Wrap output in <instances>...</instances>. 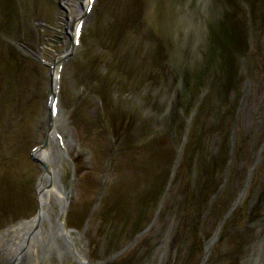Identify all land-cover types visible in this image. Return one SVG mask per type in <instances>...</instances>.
<instances>
[{
	"label": "bare ground",
	"instance_id": "1",
	"mask_svg": "<svg viewBox=\"0 0 264 264\" xmlns=\"http://www.w3.org/2000/svg\"><path fill=\"white\" fill-rule=\"evenodd\" d=\"M225 1H229L231 6L223 7L218 1H213L215 2L214 7V4L209 3L203 16L199 12L200 20L196 23L205 25L208 22V25H205V30L209 36L214 35L216 30L231 29L233 33L230 36L226 34L223 40L215 43V46L208 45L209 42L204 40L207 44H204V49L201 52L199 46L193 48L192 51L185 48L184 40L176 39V35L177 37L179 35L177 29H174L173 25L170 27L168 23H164V29L158 28L156 36L145 37L146 42L149 41V44L153 42L157 46V48L154 46V52L152 50L153 57L159 65H163L165 62H169L168 64L171 65L174 54L172 49L176 46L181 55L177 59H181V64L186 66L178 77L179 65L175 64L176 66H171L169 71L166 69V75H162L163 77H160L155 69V76L147 74L148 76L142 75L137 79L132 71L143 65V61H140L139 65L137 62L134 68H132V64L134 57L139 55L140 49L134 45L127 48L123 42L127 35L135 32L134 28L139 21L143 23L146 20L144 14L147 8L146 4L144 5V0H5L4 3L0 2V51L7 48L9 44L13 48L9 57L0 60V85L2 86L0 99L4 100L0 101V116L5 117L6 115V118L0 121V129L3 127L0 138L5 137L9 141L8 152L16 149L18 152H23L25 146L29 147L28 152L34 162V169L37 170L27 192L20 188L22 184L13 177L15 184L10 186L13 191L17 190L18 198L15 194H7L6 191H2L5 200H12L15 197L17 199L14 204L8 200L5 201L7 205L0 204V264H13L17 258L20 260L19 264H92V260L88 261L85 252L79 247V242L85 240L79 224L83 225L87 220H83V217H86V210H84L85 215L83 216L82 210L79 209L84 205L87 206L84 197H88L87 195L90 194L84 191L86 183L82 182L87 177V171L90 172L95 168L92 161L97 160L106 162L99 167L97 179H100L101 184L97 185V188L96 185H92V188H96L94 190L96 194L92 192L91 195L96 198L91 200L93 202H91V206H99L96 207L97 210L104 208V200H107L105 192L112 191V188L115 191L113 199L118 200L119 189L114 183L123 178L129 181L130 192L142 201L140 207H143L150 200V195L144 188L143 182L153 181L157 176L161 180V185L158 188L162 189L168 182L166 173L171 174L179 167H184L183 161L181 164L179 163V157L182 154L186 161L185 166L187 165L185 172L187 182L185 185H179L180 187L174 182L175 189L171 193L175 195L174 202L179 203L178 209L185 212L184 219L189 218L188 216H191L190 219H192L197 210L188 212L185 209L187 206L184 207L183 202L192 206H200L206 201L211 204V207L219 202L223 209H215V219L211 225L224 234L230 232L228 230L230 229L229 223L233 220V216L239 220L241 214H244L239 207L240 203L237 202L239 198L233 200L234 196L229 192L225 196V190L224 193L222 192L223 195L219 192L214 196L210 193L209 188L214 186L217 192L221 185L220 180L223 179L222 176L236 167L232 164L231 156L232 158L235 156L240 161L236 169L242 171L246 182L250 179V174L259 160L261 158L262 161L264 160V135L257 134L256 137L259 140L257 138L256 140L260 141V146H257L255 150L247 151V146H245V148L238 149V152L231 146V143L236 139L230 141L231 137H237V135L243 136L246 140L251 134L252 136L256 135V128L250 124L251 120L256 123L253 116L255 112L258 113L256 124L259 128L257 129L264 133V98L256 96L252 110L248 109L247 111L246 108L239 107L242 104L250 106V102H252L248 100V98L251 99L249 91L252 83L249 81L252 74L248 66L254 63L253 56L249 55L247 49L241 46L242 41H245L246 38L238 39L235 36L236 30L239 31L238 35L248 29L253 31L254 28L264 32V20L256 17L246 19L241 12L243 3L237 4L236 0ZM252 1L256 11L264 12V0ZM172 5L173 0H169L168 7H173ZM95 6L106 8L107 14L104 18L96 17ZM255 10L254 12H256ZM245 11L249 14L251 10L246 8ZM254 12L252 15L256 14ZM91 14L96 19L92 23L93 31L89 29L87 34L86 24L91 20L89 17ZM216 14L219 15L218 23L211 19ZM224 15L225 17H223ZM226 15L232 17L229 19L233 25L228 26L230 21L226 20ZM100 17L103 16L100 15ZM223 21H226V26ZM168 32L175 39L168 38ZM253 36L254 38L260 36L262 39L264 33L261 35L254 33ZM228 38H231V45L227 42ZM30 39L32 40L31 44ZM247 40L250 41V38ZM262 43L264 44V38ZM51 46L60 47V52H53L50 49ZM199 52L200 54H198ZM190 53L193 56V61L188 62L190 65L188 66L183 57ZM256 55L259 56L254 53V56ZM244 58L248 62L247 65L241 63ZM105 59H107L106 64L109 65L105 72L113 74L116 73L117 68L122 75L120 78L128 82L124 94L129 100L136 101L132 106L125 98L127 102L124 100L123 106L114 110L111 102L107 99L113 89L106 87L107 94L98 92L95 83L101 81L99 79L101 72L97 68L99 69L101 62H104ZM147 64L145 66H148ZM152 64V66L158 65L156 62ZM76 65L81 70H85V73L77 72V77L74 78L68 72ZM250 68L252 70L253 65ZM38 70L41 72L37 73ZM127 72L130 73V76ZM259 72L262 76L260 79L264 84L263 71ZM166 76L167 78H165ZM66 81L68 93H71H66V100H64L61 94L62 88L67 86L64 85ZM245 81L248 83L245 84ZM147 82L153 87L151 97L146 92ZM29 85L30 88L33 87V92L28 90ZM98 94L104 98V107L100 108L97 115L92 118V114H89V110L84 109L82 104L87 102L89 96L97 99ZM29 95L44 100L40 106H37L38 110L36 109V117H33V120L31 117L34 113V101ZM157 99L159 102L156 104ZM142 101H144L143 104ZM29 119L34 122L31 127ZM87 119L90 126L95 128L93 135H103L108 138L106 140L109 144L102 145L103 149H99L96 156L89 152L90 144L86 143L88 136H78L79 132L86 130ZM134 120L136 122L131 125ZM13 124L17 130L13 131L14 133H7L6 130ZM67 126L70 127L67 128ZM32 128L33 132L35 131L34 142L32 144L27 142L25 145L24 141L30 140V135H26L32 132ZM68 129H71L72 132L69 133ZM132 129H135V132L132 133ZM151 130L156 132V135L152 134ZM176 135L179 136L178 141L175 139ZM159 136L165 137L166 142L171 143V148L178 156H174V161L170 165L168 164L169 159L165 156L166 151L161 148L156 153L157 156L158 153L160 156H156L154 159H152L153 154L146 156L147 153H144L149 142L159 141ZM228 136H230V140H228ZM212 140H221L223 151L217 150L221 147L220 144L217 149L209 146L213 143ZM251 140L253 138L250 137L249 142H252ZM2 143H0L1 161L4 159L5 150H7ZM227 147L230 148V152L226 151ZM194 150L195 152L201 150L203 155H207L206 162L201 157H195ZM90 157H93L92 164L87 160ZM208 157L213 160L209 161ZM70 159L72 160L70 161ZM246 160L253 162L246 164ZM70 164L74 170L66 177L62 172ZM148 165H154L157 168V171L151 176L153 178L151 180L149 174L145 173L146 171L150 172ZM115 167H123V174L116 173ZM0 168V172L8 169L4 166ZM211 168L216 173L215 177L208 173ZM7 179L8 177H3L0 182L4 184L3 182H6ZM203 181H206L207 185ZM257 183L259 187L264 188V184L260 186L259 180ZM167 184L170 185L171 181ZM158 188L155 186L149 190L151 195L161 200ZM167 188L165 186L166 190H168ZM181 190H185L188 194L182 197ZM262 192L264 195L263 190ZM124 193H127L130 198V193L126 191ZM255 193L258 194L256 191ZM144 194L146 195L143 196ZM91 195L90 197H92ZM162 195L166 194L162 193ZM250 197L248 201L246 198L242 202V206L250 208L248 213L245 210V219H249L250 214L257 216L252 218L253 220L249 223V226H252L250 232L246 229L247 235L244 234L241 237L244 240H258L262 237V232H258L256 229L258 226H262L258 221L264 207V204H260L258 201L262 200L264 203V196L260 200L257 195L255 197L252 194ZM121 201H117L120 207L123 206V211L130 213L129 204H123L124 202ZM9 204L10 206H8ZM152 204L147 207L152 213L159 214L156 212L159 206L153 202ZM164 204L162 201L161 208ZM234 212H236L235 215L230 216ZM9 214L15 215H11V217ZM71 214L77 216L73 224L69 219ZM154 221L159 224L157 218H151V221L144 218L137 224L140 237H143L148 231L146 225L147 227L152 226ZM245 223L247 222L244 220V225L241 228L240 226L231 228H235L237 232L238 229L241 230L246 226ZM118 224L120 226V222ZM166 227L171 228L168 224ZM162 228L156 230V235H160ZM130 229L132 234L136 232L134 228ZM175 229L178 230V228ZM167 230L161 238L154 236L158 237V240H175L176 232L170 231V229L167 232ZM215 234L217 233H214L211 239L215 237ZM150 235L152 234L150 233ZM134 237L135 234L132 235V240H135ZM242 238L240 239L243 240ZM232 240L239 239L236 236ZM43 250H45V254ZM16 251H20L19 254L25 253L23 255L27 256L22 259L19 254V256L12 255Z\"/></svg>",
	"mask_w": 264,
	"mask_h": 264
},
{
	"label": "rangeland",
	"instance_id": "2",
	"mask_svg": "<svg viewBox=\"0 0 264 264\" xmlns=\"http://www.w3.org/2000/svg\"><path fill=\"white\" fill-rule=\"evenodd\" d=\"M1 1H2V3L5 2V0H0V2ZM44 1H47V0H44ZM175 1L176 0H173V5H172L173 7L169 8L168 7L169 6V0H144V2H145L144 5L146 4V8H147L146 13L144 14V17L146 20L144 19L145 21L143 23L141 21H139L138 24L136 25V27L134 28L135 32L134 33L132 32L130 35H127L126 40H124V42H123V45H125L127 48L133 47V45H134L140 49L139 55H136V57H134V61L132 64L133 65L132 68H134V66L137 65V62L139 65L140 61H143V65L139 66L138 69H135L134 71H132V73H134V75L136 76L135 77L136 79L141 77L142 75L148 76L147 74L155 76V73H154L155 69H156L155 71H157L159 76L163 77L162 75H166V73H165L166 69H167V71H169V68H171V66H173V67L176 66L175 64L179 65L178 66L179 71L177 73V77H178L181 75L180 73H182L184 67L186 66V65L181 64L182 63L181 59H177L181 55L178 53L176 46L174 47V49H172L174 54H173V58H172L173 60H171V62H172L171 65L168 64L169 62L168 63L165 62V63H163V65H159L158 61L155 59V57H153V54H154L153 52L155 51L154 48L155 47L157 48V46H155V44L153 42H150V44H149V41L146 42L145 37L148 38L150 36H152V37L156 36L158 28H160L161 30L164 29L163 28L164 23H168V25H170V27L173 25V28L177 29V31L179 32L178 37L176 35V39L184 40L183 42H184L185 48L187 47V49L189 48V50H192V51L194 50L193 48H196L199 46L200 52H201V50L204 49V44H207V42L205 43L204 40L209 42L208 45L215 46V43L220 41V40H223L225 38L226 34L227 35L229 34V36H230V34L233 33V31L231 29H221V31L216 30L214 35L209 36L208 34H206V30H205V25H208V22H206L205 25L204 24L201 25V24L196 23V21L200 20L199 19L200 16L198 17L199 12H201V14L203 16V14L207 11V7H208L209 3L214 4L213 6L215 7V2H213V1H218L221 6L228 7L227 5L231 6V3L229 1L224 2V0H177L176 1L178 3L177 5H176ZM235 2L237 4H239L240 2L243 3V4H241V7H242L241 12L246 17V19H250V17H252V18L256 17V18L264 20V12L263 11H256L254 9L255 6H253L254 2L252 0H236ZM51 5H52V1H51ZM246 8L251 10L249 12V14H247V12L245 11ZM94 9H95L96 17L98 16L99 18H104L107 14V10L104 7L95 6ZM254 10L256 12H254ZM253 12L256 14L252 15ZM230 13H231V11H230ZM100 15L103 17H100ZM89 17L91 18V20L89 19L90 20L89 23L86 24L87 30H88L87 34L89 33V29L92 30L91 29L92 23L96 19V18H94L93 14L89 15ZM223 17H225V15ZM226 17H227V15H226ZM229 18H232V17H229V15H228L226 20L230 21L228 26L229 25L231 26V25H233V23ZM211 19L214 22L218 23L219 22V15L216 14V15L212 16ZM223 24L226 26V21H223ZM209 26H210V24H209ZM238 32H239L238 30L235 31V36H237L238 39H240L241 37L246 38L245 41H242L241 46H242V48L244 47L245 49H247L249 55L251 54L253 56L252 61L254 63V64L249 63L250 65L248 66V68L250 69L251 74H252V77H249V81L252 82L251 86H250L251 90L249 91V93H251V99L248 98V100H251L252 102H250V106H247V104L245 106H243V104L239 106L241 109L244 107L248 111V109L252 110V108H253L252 105H254L256 96L258 98H262V99L264 98V84L262 82L263 80L260 79V78H262V76H261V73L259 72L260 70L263 71L262 75L264 76V44L262 43V39L264 37L262 39L260 38V36L257 38L256 37L254 38V36L252 37V35H254V33L261 35L264 32H262V30L260 31V30H257L255 28L253 29V31H251L250 29H248L247 31H242V33L240 35H238ZM169 33L170 32L167 33L168 38H174L173 36H170ZM247 38H250V41L247 40ZM228 39L229 40L227 42H228V44L231 45V41H230L231 38H228ZM31 43H32V40L30 39V44ZM44 44L46 45L45 41H44ZM40 48H42V47H40ZM50 49L53 52H60V47L51 46ZM152 50H153V52H152ZM206 50H207V47H206ZM12 51H13V48L9 44V46L7 48L0 51V60H3L4 57L5 58L9 57V54H11ZM52 51H51V53H53ZM200 52L198 54H200ZM254 53L259 54V56H257V55L254 56ZM192 57L193 56L191 55V53L189 55H186L183 57L184 62L186 61V64L188 66H190L188 62L193 61ZM107 59H105L104 62H101V66L99 67V69L97 68V70H100V72H101L99 74V79H101V81L98 83H95V82L94 83L98 89V92H105L107 94L106 87L113 89V90L110 89L111 90V95H110L111 98L108 95L109 98L107 97V99L111 102V104H112L111 106L115 110L116 108L118 109L119 106H121V107L123 106L124 100L126 102H127L126 99L129 100V98H126L125 94H124L126 91V87H127L126 84H128V82L125 79L122 80V78H120V77H122L121 72H119V70L116 67H115L116 73L112 74L109 72H105L106 67H109V65L106 64ZM209 59H211V57H209ZM244 59L241 60V63H242V65H244V63H246V65H247L248 62H246V58H244ZM175 60H176V62H175ZM247 60H248V57H247ZM167 61H169V60L167 59ZM153 62H156L158 65L152 66ZM204 62H205V60H204ZM146 63H148L147 65L149 67L145 66ZM251 65H253L252 70L250 68ZM254 67H255V69L257 68V70H255ZM239 68L241 69L242 67H239ZM172 71H173V69H172ZM40 72H41V70L37 71V73H40ZM77 72L79 74H80V72L85 73V70H83V69L81 70V68L76 65V67H74L73 69L70 68L68 74L69 75L72 74L71 76L76 78L77 74H78ZM127 73H128V75L130 74L129 72H127ZM258 73H260V74H258ZM238 76H240V74H238ZM165 78H167V76ZM102 79H103V82H102ZM247 83H248V81H245V84H247ZM146 84L148 85V89L146 90V92L151 97L153 95V92H151V91H153L152 90L153 87L150 86V84L148 82ZM259 84L261 86L258 87L257 85H259ZM64 85H67V86L62 88L63 92L61 94V97L64 100H66V95H67L66 93H68V91H69L67 89V87H68L67 81L65 82ZM1 87L2 86L0 85V88ZM32 89H33V87L30 88V85H29L28 90L33 92ZM121 89H123V90H121ZM122 91H123V93H122ZM70 93L71 92H69L68 94H70ZM117 94H119V95H117ZM29 96H30V98L32 97V99L34 101V104H33L34 105V113L31 117L33 120V117H36V109L38 110L37 106H40L44 100H42V98L40 100V99H38V97H34L33 95H29ZM89 97L90 98L87 100V102L85 104H82V106L84 109L87 108L89 110L88 113L92 114V118H94V116L97 115L98 110L100 108L103 109L104 98L102 96H100V94H98L97 99L91 98V96H89ZM0 101H4V100L0 99ZM134 102H136V101L129 100L128 104L132 106L134 104ZM158 102H159V100L157 99L156 104ZM143 103H144V101H142V104ZM65 104L66 103H64V106H66ZM147 106H149V105H147ZM147 116H149V115H147ZM151 116H152V114H151ZM253 116H254L256 123H257L258 113L255 112ZM5 118H6V115H5V117L0 116V121L5 119ZM131 119H132V115H131ZM32 120L29 119L30 127L33 126V124H34V122ZM86 122H87V123H85L86 124V130L84 131V129H83L84 132H81V133L79 132L78 136H85V135L88 136L86 143L90 144L89 152L96 156V155H98V150L103 149L102 145L109 144L108 141L106 140L108 138L107 137L105 138L103 135H99V136L97 134L93 135L95 128L93 129L92 126H90V122L88 119ZM135 122H136L135 120L132 121L131 125L134 124ZM256 123L253 122L252 120L250 121L251 126L256 128V131H257L255 136L254 135L252 136V134L250 136L251 138H253V140H251L252 142H249L250 137L249 138L247 137V140H246L243 136L240 137L239 135H237V137H231V140H230V136H228V140H230V141H234V139H236L233 143L230 142L231 146L234 147L235 150H238V149L240 150V148H242V147L245 148V146H247V151H249V150H253V149L255 150V149H257V146H260V144H259L260 141H257L259 139L256 136H257V134L258 135H264V133L260 132V130L257 129L259 127L257 126ZM68 127H70V126H67V128ZM16 128L17 127H15V125L13 124L12 126L9 127L10 130L7 129L6 132L7 133L8 132L14 133L13 131L17 130ZM33 128H32V132H29L28 134L26 133L27 134L26 136L30 135V140L26 139L24 141L25 145L27 142H29L31 144L34 142L33 137L35 136V131L33 132ZM134 130L132 129V133L135 132ZM2 131H3V127H2V129H0V132H2ZM68 132L71 133L72 132L71 129ZM151 133L155 134L156 132L151 130ZM69 135H71V134H69ZM0 136H2V133H0ZM178 137L176 135V138H175L176 141L179 140ZM159 138H160L159 141H161V142H159V141L156 142L155 140L150 141L149 145H148V147L144 153H147L146 156H151L153 154L152 159H154L157 156V154H156L157 150L161 148L164 151H166L165 156L169 159L168 164L170 165V163H173V161H174L173 160L174 156L175 157H178V156H176L175 151L171 148V143L166 142L165 137L159 136ZM256 138H257V140H256ZM8 139L11 140L10 138H8ZM212 141H213V143H211L209 146L217 149L218 145L220 144L219 146H221V147L217 150L223 151V149H222L223 143L221 140H219V141L212 140ZM0 143H2L3 146L5 145L4 146L5 149L9 148V146H10L9 141L5 137L0 138ZM211 147H209V148H211ZM262 147H263V144H262ZM230 148L227 147L226 151H229ZM239 150H238V152H239ZM28 151H29V147H27V146L24 147L23 152H20V151L18 152L17 149L13 150L12 152H8V149L5 150L4 155H3L4 159H2V161L0 160V167L4 166V167H7L8 169L5 171L2 170L0 172V180L3 179V177L4 178L8 177V179L6 182H3L4 184H2V182H0V202H1L0 204L7 205L5 203V201H7V200H8V202L11 201V203L14 204V202L16 201L15 199L18 198L17 190L13 191L12 186H10L11 184H15V180H13L14 178L18 179V182L21 183L22 186H25V187L20 186V188H22L26 192H27V190H29V186H30L29 184H30V182H32L33 176L35 177L37 170L34 169V165H33L34 162L32 161L31 155ZM105 151L108 152L107 150H105ZM105 151H104V153H106ZM224 151H225V147H224ZM201 153H202L201 150L200 151L197 150V152H195V150L193 151V154H195V157L196 156L201 157L203 159V161L206 162L205 159H206L207 155H203V153L202 154ZM158 156H160L159 153H158ZM182 156L183 155L181 154V156L179 157L180 159L179 158L178 159H179L180 164L183 161L184 167H182V166H181L182 168L179 167L178 169L175 170L174 173H171V174L166 173L167 178H168V182L171 181V184L173 183V185H171V184L168 185L167 184L168 182H167V183H165L163 188L160 187L162 189H159L158 187H159V185H161V180H159L156 175H154V176H156L154 179L155 181L153 180V181L149 182L147 180V181L143 182L145 184L144 188H146V191L150 195L149 202L143 207H140V202H142V201L138 197H136L134 193L130 192L129 181H127L126 179L120 178L119 180H117L114 183V185L118 186V189H119V192H118L119 199L118 200H122L121 202H124L123 204H125V203H126V205L129 204L128 209H129L130 213H128L127 211H125L126 212L125 213L123 211L124 207L123 206L120 207V204L117 202L118 200H116V198L113 199V195L115 194L114 193L115 191L113 188H112V191H106L105 192L107 195V197H106L107 200L106 201L104 200V204H105L104 208L97 210L96 207L98 208L99 206H93V207L91 206L93 203L92 201L96 198L95 196H92L91 193L94 192V190L101 184L100 179H97L98 172L100 169L99 167H101L102 166L101 164L105 163L106 161L105 160L92 161L93 157L87 158V160L89 161L90 164H92L91 161L93 162L92 165H94L95 168L90 172L87 171V177H85L86 176L85 175L84 176L85 179L82 182L83 184L86 183L85 187L84 188L82 187V188L84 189V191H86L90 194L87 195L88 197H86V196L84 197V201H86L87 206L84 205L82 208L79 209V210H82L81 213L83 216L85 215V213H83V212H84V210H86V217L82 216L83 220L87 219L85 221L86 223L83 225H81V224H79V225L81 226L80 230L83 231L82 234L84 235L85 240H93L92 246L93 245L94 246L92 247V254L94 253V257H99L100 259H104L105 256L107 255L106 253H108L109 244L105 245L106 243L103 240H121L122 242H124L125 240H132L133 239L132 235H134V234H135V237H134L135 240H139L137 242L138 244L140 243V245H141V244H147V242H150L149 243L150 245H154L156 243V240H158V237L161 238V236L166 234L167 229L168 230L170 229V231L176 232V239L175 240H196V242H195L196 244L200 243L201 241L205 243L208 240H232V239H235L236 236L239 240H241L240 238H242L241 237L242 235L243 236H244V234L247 235L246 229L250 232V229H252V226L250 227L249 223L251 220H253L252 218H256L257 215L256 214H250L249 219H245L246 218L245 213H246V211H247V213L250 212V211H248L250 208L249 207L246 208L245 206H242V202L245 201L246 198H247L246 200L248 201V199L251 198L250 195H252V194L255 195V197L257 195V198L259 200L261 199L262 196H264V195H262L263 194L262 190L264 191V188L259 187V185L257 183L259 180L261 182L260 186H262L264 184V180H263V176H264L263 175L264 174V163L263 162H264V160L262 161V158L259 160V162L256 164L255 168L253 169V171L250 174V179L247 180V182H246L244 180V178L246 179V177H245V175L242 174V171L240 169H236V167L238 168L237 165L240 161L237 160L235 158V156H233V158L231 156L232 164H234V166H236V167L231 172H228L226 175L222 176L223 179L220 180L221 185H220V188L217 192L215 191L214 186H213V188L212 187L209 188L210 193H212L213 195L214 194L217 195V193L219 194V192L222 194V192L225 190L226 191L225 196H227V193L229 192L230 194H232V196H234L233 200H236L239 198V200L237 202L240 203L239 207L241 208L242 212H244V214H241V217L239 218V220H237V218L235 216H233V215H235L236 212H234V213H232V215H230V216H233V218H232L233 220H231V222L229 223L230 229H228V230L230 232H228V234L227 233L224 234L222 231L220 232L213 225H211L215 219L214 218L215 209H218V210L223 209V208H221L219 202L216 203V205L212 206V207H211V204H208V202H206V201H204L203 204H201L200 206L199 205L198 206L197 205L192 206L189 203L186 204V202L185 203L183 202V206L184 207L187 206V207H185V209L188 210V212L191 213V212H193V210H197L195 212L194 217L192 216L193 217L192 219H190L191 216H188L189 218L184 219V217H185L184 213L185 212L178 209L179 203L177 201L174 202L173 198L175 195H173L171 193V191H174V189H175V187H173L174 182H176V184H178V187H180L181 185H185L187 182V177L185 174V172L187 171V165L185 166L186 161L184 160V158ZM208 158H209V161L213 160V158H211V157H208ZM103 159H104V157H103ZM71 160L72 159H70V161ZM10 162H11V164H9ZM153 162H156V161L153 160ZM252 162L253 161H247L246 160V164H252ZM115 168H116L115 169L116 173H122V171L124 170L123 167H120V168L115 167ZM191 168H192V165H191ZM73 170L74 169L71 168V164H70V166L67 165V167L64 168L62 174L63 175L65 174V176L68 177L69 173L72 172ZM148 170L152 173L147 172V171L145 173H148L149 177H151L153 175V173L157 171V168L154 165H148ZM75 172H76V169H75ZM169 172H170V170H169ZM90 173L93 175H89ZM208 173H210L213 177L216 176V173H215V171H213L212 168H211V170L208 171ZM259 173H261V174H259ZM88 175H89V177H88ZM112 175H113V173H112ZM113 177H115V175H113ZM151 179H153V178L151 177L150 180ZM203 183H205V185H207L206 181H203ZM5 185H7V186L3 187ZM92 185H96V188L95 189L92 188ZM155 186H157L158 191L161 193L160 199L166 204V205L164 204V206L162 208H161L162 201L157 199L154 195H151L150 190H149ZM165 186L168 187L167 188L168 190L165 189ZM209 186H210V184H209ZM260 188H262V189H260ZM22 189H21V191H23ZM3 190L6 191L7 194L8 193L15 194V196H17V198L15 197V199H12V200H9V199L5 200L6 198L2 196ZM124 191L130 193L129 194L130 198H128L127 193H124ZM255 191L258 192V194L255 193ZM26 192L24 194L25 196H26ZM162 193H164L166 195H162ZM180 193H181L182 197H184V195L188 194L185 190H181ZM90 195L93 198L90 197ZM145 195L146 194H144L143 196H145ZM222 195H220V196H222ZM152 202L156 206H159L156 209V212L159 214L152 213L150 211V209L147 207L149 204H152ZM172 203H174V204H172ZM258 203L264 204L262 200L258 201ZM10 204L8 206H10ZM229 205H230V203H229ZM85 207H86V209H85ZM90 207H92V209H90ZM190 210H192V211H190ZM96 211H98V212H96ZM239 212H240V210H239ZM15 214H11V215L14 216ZM205 214L208 216H206ZM72 215L73 214H71L69 216V219H70V222L73 224L76 221L77 216H75V215L72 216ZM29 217L31 218V215H29ZM144 218H147L148 221H151V218H157V219H159V224L157 223V221H154L153 225H152L153 227L152 226L147 227V225H146V228L148 229V231H146V233L143 237H140L141 234H139L140 231L138 232L137 224H139V222ZM19 219H21V218H19ZM80 219H82V218H80ZM184 220H186V222H184ZM244 220H245V222H247V223H245L246 226L243 227V229H241V230L238 229L236 232L235 228L237 226H240V228H241L244 225ZM118 222H120V226H119ZM258 222L261 223V225H262L261 227L258 226V228L256 229V231L262 232V237L258 240H264V207L262 209L261 215H259V221ZM162 224H163V226H162ZM167 224H168V226H171V228H169V227L167 228L166 227ZM252 225H253V222H252ZM156 226H157V228H156ZM232 226H234L235 228H231ZM131 227L136 230V232L134 234L131 233L132 232L130 229ZM161 227H163V228H162V231L160 232V235H156L157 234L156 230L157 231H158V229L160 230ZM175 228H178V230ZM168 230H167V232H168ZM149 231H151V232H149ZM150 233L152 235H150ZM214 233H217L218 235L215 234V237L211 239V237L213 236ZM154 235L158 236V237H155ZM219 245H220V243L219 244L217 243L211 247L210 252H209V256H208V260L211 259V261H212V258H215V257H217L216 255H219V251L217 248ZM203 246L204 245H202V247ZM259 246L260 247L258 248L257 258H255L253 264H264V241H262V243ZM156 250H158V253H157L158 255L157 254L155 255L154 260H153V264L165 263L161 254H159L160 248L156 247ZM103 253H105V254H103ZM124 258H126V257H123V259ZM126 260H128V259H126ZM117 263L123 264L121 259L118 260ZM177 264H181V263L177 262ZM219 264H223V263L220 262Z\"/></svg>",
	"mask_w": 264,
	"mask_h": 264
},
{
	"label": "snow or ice",
	"instance_id": "3",
	"mask_svg": "<svg viewBox=\"0 0 264 264\" xmlns=\"http://www.w3.org/2000/svg\"><path fill=\"white\" fill-rule=\"evenodd\" d=\"M77 31H79V30H77Z\"/></svg>",
	"mask_w": 264,
	"mask_h": 264
}]
</instances>
